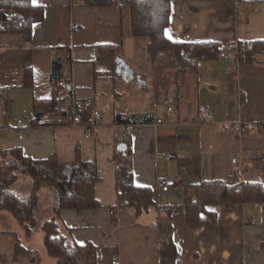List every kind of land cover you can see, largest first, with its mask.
<instances>
[{
  "label": "crops",
  "instance_id": "1",
  "mask_svg": "<svg viewBox=\"0 0 264 264\" xmlns=\"http://www.w3.org/2000/svg\"><path fill=\"white\" fill-rule=\"evenodd\" d=\"M84 1L37 0L42 17L33 24L31 38L0 33V153L19 149L33 160L54 155L63 165H73L78 153L82 161L95 163L100 180L94 190L100 207L81 213L62 210L59 219L63 236L79 246L97 247V264H160L164 236H171L176 247L175 264H264L263 203L209 205L214 221L201 214L197 224L188 225L183 202L186 189L200 182L264 185V65L237 64L232 71L231 61L220 58L202 61L194 71L177 77L164 65L151 64L148 72L138 73L131 51L142 44L146 54V43L131 37L119 7L86 6ZM171 2L165 31L173 42H215L226 48L264 37V0ZM105 45L121 46L114 72L94 56ZM56 49L69 56L63 67L64 104L72 101L78 111L71 125L35 127L33 102L52 95ZM201 106L213 115L206 124L199 121ZM93 111H98V119ZM117 115L148 116L156 122L130 126L126 137L127 125L117 124ZM236 122L251 129L235 139L226 126ZM125 137L133 147L128 158L133 184L154 192L155 204L139 214L116 203L115 158L126 149ZM165 154L173 157L158 158ZM245 154L251 158L243 159ZM236 156L241 158L233 165ZM159 176L175 181L166 195L155 188ZM14 186L28 191L30 181L20 178ZM53 201L52 191L41 190L36 227L29 236L14 217L0 213V264H37L32 236L42 233L41 225L52 217ZM15 239L25 250L16 260ZM40 240L43 243V233ZM43 252L39 264H57Z\"/></svg>",
  "mask_w": 264,
  "mask_h": 264
},
{
  "label": "trees",
  "instance_id": "2",
  "mask_svg": "<svg viewBox=\"0 0 264 264\" xmlns=\"http://www.w3.org/2000/svg\"><path fill=\"white\" fill-rule=\"evenodd\" d=\"M172 0H85L86 6H117L123 22L127 18L130 35L145 40L148 60L154 66L164 65L176 77L196 69L205 60L220 59L219 54L228 47L215 42L182 43L169 40L165 29L170 22ZM42 17V9L31 5L30 0H0V33L21 34L25 40L31 38V28ZM67 52V51H66ZM121 46L98 47L99 62L117 69V59ZM237 64L264 65V37L261 40L239 41L233 51ZM69 60L64 49H56L51 66V91L49 99L35 100L32 107V124L35 127H64L71 125L78 105L69 101L64 104L63 67ZM29 76L27 73L26 77ZM116 123L133 126L137 123L150 124L156 120L138 115L123 118L117 115ZM159 122V120L157 121ZM116 156V186L118 207L134 208L137 214L147 212L154 204L152 188L133 184L128 150ZM69 166V167H68ZM69 168V169H68ZM20 178H28L29 190L22 193L14 185ZM100 180L95 163L82 161L77 153L73 165L59 163L54 155L46 159L33 160L25 157L21 150L11 149L0 153V213L13 216L27 236L36 227L35 215L39 207L41 190L52 191L54 196L52 217L43 222V246L47 255L57 264H97V247L90 243L77 245L61 234L62 210H75L77 213L95 210L100 207L95 197V184ZM183 202L186 209V222L195 225L201 214L211 221L215 215L207 211L209 205L229 204L233 206L264 204V185L260 181L235 185L227 180L200 182L186 189ZM161 236V233H160ZM158 257L160 264H175L177 251L171 236L162 238ZM13 259L25 253L18 239L13 244Z\"/></svg>",
  "mask_w": 264,
  "mask_h": 264
},
{
  "label": "built area",
  "instance_id": "3",
  "mask_svg": "<svg viewBox=\"0 0 264 264\" xmlns=\"http://www.w3.org/2000/svg\"><path fill=\"white\" fill-rule=\"evenodd\" d=\"M74 29H76V27H74ZM237 47V44L236 43H233L232 45L228 46V50H225L223 52H221L219 54V58H226L228 60L231 61V70L234 71L237 67V63H236V60H235V57H234V53L233 51L236 49ZM95 57H99V54L97 52H95ZM162 102H164V105L168 107V111H171V108L169 107V102H167V100H163ZM83 104V107L86 108V109H89L90 108V104L88 102H84L82 103ZM198 115H199V121L201 123H204L206 124L207 122L211 121L213 119V115H212V112L210 111V109L208 107H205V106H201L199 107L198 109ZM93 116L94 118L98 119L99 117V113L98 111H93ZM251 126H247L241 122H236V124H229L226 126V129L229 131V133H231V135L236 139V137H241L243 136L245 133H248V131L251 129L250 128ZM130 126L127 125V126H123V132L125 134L126 137H128L131 132H130ZM256 128H258V130L261 132L263 130L262 128V125H256ZM90 131V130H89ZM90 132H88V135L87 137L90 136ZM21 138V137H20ZM128 150L130 152H132L133 150V147L129 145V148ZM173 156L170 155V154H165L164 156H159L158 158L159 159H171ZM243 159H250L251 157L248 155V154H245L242 156ZM241 157H238L236 156V158H233L231 160V163L233 165H236L237 164V161L240 159ZM175 186V181L173 178L171 177H168V176H159L157 177L156 179V182H155V188H157V190L161 193V194H164L166 195V193H169L173 187ZM113 214V213H112ZM254 220L251 221V224H253ZM113 264H118L116 261L112 262Z\"/></svg>",
  "mask_w": 264,
  "mask_h": 264
},
{
  "label": "rangeland",
  "instance_id": "4",
  "mask_svg": "<svg viewBox=\"0 0 264 264\" xmlns=\"http://www.w3.org/2000/svg\"><path fill=\"white\" fill-rule=\"evenodd\" d=\"M142 42H145V40H142ZM131 53L134 55V58L132 59V63L136 67V70L138 71V73H145L146 71L148 72L151 68V67H149L151 65V63L149 62V60H148V58L144 52V45L138 44L136 47V51L133 50V51H131ZM20 191H22V193L26 192V190H20ZM8 215H10V214H8ZM10 217H13V216L10 215ZM34 233L35 234H33V236H32L33 244L36 246V250L34 251V254H35L36 262H37V264H39L40 259L43 258L42 253H44L43 252L44 246H43V243H41L42 240H40V235L42 236V233L41 232L40 233L34 232ZM38 233H39V236H38Z\"/></svg>",
  "mask_w": 264,
  "mask_h": 264
},
{
  "label": "snow or ice",
  "instance_id": "5",
  "mask_svg": "<svg viewBox=\"0 0 264 264\" xmlns=\"http://www.w3.org/2000/svg\"><path fill=\"white\" fill-rule=\"evenodd\" d=\"M32 3H33L34 6H36V5H37V0H32ZM165 34L168 36V38H169L170 40L172 39V37H171L170 35H168L167 30L165 31Z\"/></svg>",
  "mask_w": 264,
  "mask_h": 264
},
{
  "label": "water",
  "instance_id": "6",
  "mask_svg": "<svg viewBox=\"0 0 264 264\" xmlns=\"http://www.w3.org/2000/svg\"><path fill=\"white\" fill-rule=\"evenodd\" d=\"M123 66H125V65H123ZM121 69V71L124 73V74H128L129 73V71H128V69H122V68H120ZM119 72H120V70H119Z\"/></svg>",
  "mask_w": 264,
  "mask_h": 264
}]
</instances>
